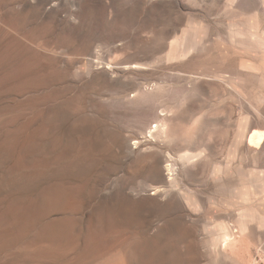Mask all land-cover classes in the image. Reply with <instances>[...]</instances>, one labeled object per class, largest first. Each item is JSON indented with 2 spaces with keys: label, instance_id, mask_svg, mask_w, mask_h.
Here are the masks:
<instances>
[{
  "label": "rangeland",
  "instance_id": "rangeland-1",
  "mask_svg": "<svg viewBox=\"0 0 264 264\" xmlns=\"http://www.w3.org/2000/svg\"><path fill=\"white\" fill-rule=\"evenodd\" d=\"M50 3L54 14L48 12ZM127 3L117 0V12L109 11L106 19L87 7L80 19L66 23L57 16L74 7L59 0H0V264H212L215 251L224 264H264V227L241 231L236 221L246 208L237 192H206V229L196 214L181 217L172 202L155 201L154 152L131 154L126 142L141 121L150 122L152 112L161 114L174 104L161 114L168 119L163 140L191 171L192 156L202 154L192 183L208 180L216 165L230 162L246 102L208 71L224 67L229 74L227 62L242 57L232 46L234 36L258 40L264 15L227 12L229 0H190L191 12H155L132 27L139 13L127 14ZM199 21L215 24L216 35L182 59L194 44L191 23ZM140 49L149 52L148 64L156 70H137L136 79L121 86L98 69L130 62ZM153 83L156 91L135 97L138 85ZM258 90L246 89L248 98ZM122 91L129 93L122 98ZM262 159L242 166L257 169L259 178ZM114 206L113 216L108 211ZM234 225L248 254L240 241L239 254L236 247L212 246L221 227Z\"/></svg>",
  "mask_w": 264,
  "mask_h": 264
},
{
  "label": "bare ground",
  "instance_id": "bare-ground-1",
  "mask_svg": "<svg viewBox=\"0 0 264 264\" xmlns=\"http://www.w3.org/2000/svg\"><path fill=\"white\" fill-rule=\"evenodd\" d=\"M59 1L62 2L63 5L67 4L71 7L76 8V9H74V8L73 9H70V8L66 9L65 8V10L59 16L56 15L57 18L61 22H66V23H70L71 21H75L77 19H80L81 15L85 14L84 13L85 8H87V7H92L94 9L98 10L99 15L103 19H106L108 13H110V12L116 13L117 12V9L114 6V4L117 0H106L107 2H105V0H59ZM128 1H129V3L126 4V8L124 9V11L130 15V14L135 13L134 9H137L138 13H139V16L137 17L139 19L136 18V19H133L131 21L130 26H132V27L134 25L139 26L141 24L142 18L146 19L150 15L154 14L155 12H157V13L162 12L163 15L164 14L167 15L168 13L171 14V12L183 14V13L192 11L191 10L192 6L189 3L190 0H128ZM215 1H217V0H215ZM213 3H214V1H213ZM229 3L230 4H229L228 8L224 7L225 9H227V12L228 11L230 13L237 12L238 14H241V15L254 14L255 16L257 15L258 18H259V15L260 16L264 15V0H229ZM54 5H55L54 3L48 4V12L49 13H53V14L55 13V6ZM87 9L89 10V8H87ZM210 9H212V7ZM218 9L219 8H217V10ZM212 10L214 11L215 9H212ZM253 19H254V17H253ZM240 21H238V22H240ZM260 21H262V20H260ZM205 22L199 21V22H192L191 23L192 26L195 28V32L193 35L194 44L192 45V47L188 46L183 50V54H181L182 55L181 58L183 57L185 59V57L188 54H190L191 51L193 49H195L196 47H199V49H200V47H202L204 45V43H205L204 41H205L207 36L209 37L212 35L215 37L216 25L209 23V22H207V23H205ZM234 22L232 24H234ZM175 23H176V21H175ZM242 23H243V21H242ZM261 23L259 22V24H261ZM244 24L245 23H243V25ZM240 25H241V23H240ZM246 26H247V24H246ZM243 27H245V25ZM222 35H223V33H222ZM246 35L244 33H240L238 35H235L233 38L232 46H234L238 50L242 51V57L241 58L239 57L238 61L237 60L234 61V59L231 58L230 61L227 62V64L225 65V68H226V70L228 68L229 74H227V72H225L223 70L224 67H223V69H214L213 68L214 70H212L211 68L213 66L210 67L211 66L210 64H209V67H210L211 71L210 70L208 71V75H210L214 80L220 81L222 83H230L232 89L234 90L233 92H235L234 94H236V98L238 96L241 98V100H244L246 102V105L244 104L245 112H244V114H243V116H242V118H241V120H240V122L236 128V131L234 132L232 142L230 145V155H229L230 162H228L224 165H216L208 180L202 181V182L197 181V183H192V180H194V177L197 176V170H196V172L194 171L196 163L202 157V154L198 153V154L192 156V165L193 166H192V171H191V169L189 168V163L187 162V160H183V159L175 160V158L177 156L176 157L174 156L175 158L172 157L171 152H170V148H169V144L164 143V140H163L167 116H163L161 114L162 113L164 114L165 112L167 113V108L171 107L174 104L170 105L169 107H165L166 109L164 108V110H162L160 112L161 114L157 113L158 111H156V110H155V112H152L148 116V118L150 119V122H147L148 120L147 121H141L140 124L138 125V129H136L137 133L135 132L136 133L135 135L128 137L127 141H126L127 142V150L131 154H136L139 152H147V151H149V152L153 151L154 152L153 153V159H154L153 161L156 164H158V168H157V166H154L157 169L154 171V175H152L153 177L151 176L152 177V183H154L155 185H152L151 182H150V184H151V186H153L151 188L152 189L151 191L153 192L152 195L154 196L155 201L161 199L163 201L172 202L173 206L176 208V210H178L179 216H181V217L183 215H180V213L186 214L189 217H191L192 214H196L197 215L196 218L198 219V221L205 222V228L206 229H208V226H209L206 218L210 217L205 212V205H206V202H208V200H209V199H207L208 197H207V193H206V192H208V190H211L213 193H215L217 195H222V196L225 195L226 192H229V191H231L233 193L237 192V194H239V200H240L241 204H243V206H244L241 208L242 209L246 208V214L244 216H242L241 221H239V220L236 221V223L238 225L240 224L239 228H241V231L249 233V232H253L255 230H258V229L264 227V213L262 211L263 206H264L263 198L261 199V197H260V200H259V197H258L260 194H262L261 191H264V170H263V172H261V175L258 178V176H256V173H258L257 169H255L257 172H255V170H247V168L245 169L242 166L243 162H246V163L249 162L250 164L254 165L260 160V158H262V157L264 158V35L262 37L258 36L257 37L258 40H256V41H253L251 39L248 40ZM214 40H213V42H214ZM224 40H226V39H224ZM217 42H218V40H217ZM228 45H230V44H228ZM212 48L210 50L215 51V49H212ZM205 50H207V49H205ZM219 52L221 55V51H219ZM228 52H230V51H228ZM148 53L149 52H147L145 49L136 50L134 53V56H133L134 58L131 59L130 62H125V63L118 64V65H111L108 63H103V65L100 64L101 67L98 69H100L102 71L105 78L110 79V80H115L121 85L124 83L125 79H127V80L128 79L129 80L136 79L135 73L137 72V70H140V69L156 70L155 67L150 66L148 64V60H149L148 59L149 58ZM204 53H205V51H204ZM209 53H211V52H209ZM209 53H207V54H209ZM223 53H225V51ZM228 54H230V53H228ZM202 55H203V53H202ZM220 55H219V57H220ZM224 56H222V57H224ZM189 57H191V56H189ZM199 57H200V59H203V58H201V56H199ZM199 57H197V59ZM216 57L217 56H216V52H215V58ZM233 57H235V56H233ZM204 58L206 59L205 56H204ZM193 59H195V58H193ZM225 59H226V57H225ZM213 60H214V58H213ZM221 61H223V60H221ZM206 62H205V64H206ZM208 62H209V60H208ZM194 63H193V65H194ZM210 63L212 64V62H210ZM202 65H204L203 62H202ZM202 65H201V67H202ZM215 66L219 67L221 65L217 66V64H216ZM222 66H224V65H222ZM203 67H205V65ZM209 67H208V69H209ZM170 68H172V67H170ZM198 68H200V67L198 66ZM174 70H176V69H174ZM200 72H201V70H200ZM90 73H92V70L90 71ZM192 73H194V72H192ZM197 73H199V72H197ZM197 73H195V74L196 75L200 74V73L199 74H197ZM192 76H193V74H192ZM201 76H203L205 78V74H202ZM208 77H206V78H208ZM208 79H210V78H208ZM201 80H202V77H201ZM206 81H209V80H206ZM198 82H199V80H198ZM202 83H203V81H202ZM156 84L153 83V86L151 88L149 85H147V86L138 85L136 87V90H135L136 95H137L135 97H138V99H139V96H141L143 94H145V95H147L149 93L151 94L152 92H154L155 89L156 90L158 89L156 87ZM161 84L164 85L163 82ZM197 84L198 83L196 82L195 85H197ZM207 84H209V83H207ZM199 85H200V83H199ZM123 86L128 88L127 85H123ZM158 86H160V84H158ZM130 87H131V85H130ZM254 87L259 88V90H261V91L257 94H255L256 91H255V93L253 92L255 94V96L253 95L254 97L251 100L248 98L249 96L247 95L246 89H250V88H254ZM209 88H211V87L209 86ZM206 90H207V88H206ZM194 91H195V89H194ZM198 92H199V89H198ZM128 93L125 91H122V92H120L119 95L122 98H124V95L125 94L128 95ZM231 94L233 95L232 92H231ZM181 96H183V95H181ZM230 97L228 96L226 99H228V98L230 99ZM134 99H136V98H134ZM166 99H168V98H166ZM233 100H235V99H233ZM240 104H241V102H240ZM231 105L232 104H230V106ZM238 105H239V103H238ZM160 106L158 107V109H160ZM172 107H171V109H169V111L172 110ZM233 107H234V105H233ZM168 115H170V114H168ZM151 120H152V122H151ZM153 124H156V125L152 126ZM159 139L160 140L162 139L163 141H158ZM234 160L236 161V163L238 161L240 164L237 163L238 164L237 165L235 163L236 165H231V161H234ZM262 160H264V159H262ZM155 163H154V165H155ZM262 163L260 164L261 166H262ZM257 165H255V166L257 167ZM248 167H250V166H248ZM143 184L145 185L146 183H144V181H143ZM144 185H142V186H144ZM148 187H150V186H148ZM107 210H109V209H107ZM111 210H112V212H111ZM116 210H117L116 206H114L108 212L112 213L111 215H113ZM125 212H127V211H125ZM38 214L40 215V213H38ZM116 214H117V211H116ZM120 214H122V213L120 212ZM224 225H225V223H224ZM236 227H235V225H234V227L229 226V229L225 228V227H221V229H222L221 231L223 233L221 236L214 239V244L212 246L214 248H218L220 246L223 247L224 249L225 248H232L234 251L235 247L236 248L239 247L238 243L240 241L239 244L243 245V251L241 249L239 250V248H237L238 254H239V251L240 252L241 251L242 252L247 251V253L246 252H244V253L248 254V251H250L248 249L250 247L248 246L249 248L247 249L246 248L247 246L245 245L246 243L242 244V242H241L242 238L240 240L237 238L238 237L237 233L239 232L238 231L239 228L238 227L236 228ZM241 245H240V247H241ZM244 245H245V247H244ZM245 248H246V250H245ZM212 250H213V248H212ZM230 250H226V251H230ZM224 251H223V253H224ZM240 254H241V256H244V254H242V253H240ZM212 258L214 260L212 264H224V261H223L224 258L222 260V255L219 251H215Z\"/></svg>",
  "mask_w": 264,
  "mask_h": 264
}]
</instances>
